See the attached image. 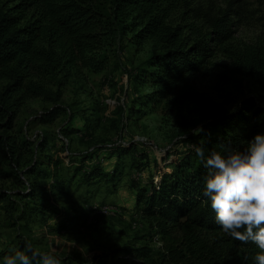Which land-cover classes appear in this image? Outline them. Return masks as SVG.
<instances>
[{"label": "trees", "instance_id": "trees-1", "mask_svg": "<svg viewBox=\"0 0 264 264\" xmlns=\"http://www.w3.org/2000/svg\"><path fill=\"white\" fill-rule=\"evenodd\" d=\"M179 6L194 11L186 0L0 3V81H5L0 88V179L11 185L0 186L1 213L15 221L38 220L47 225L49 217L58 212L49 205V192L63 196L72 186L75 191L83 188L77 198L87 205L102 184L115 192L127 173L126 167L144 170L147 155L133 143L109 148L106 157L114 158L109 170L97 160L86 165L97 150L71 153V167L58 170L61 160L53 153L62 148L56 149L44 138L34 143L10 133L16 108L23 99L44 93L35 78L48 74L54 77L75 66L99 71L107 58L99 52L129 34L134 45L153 40L159 49L128 74L136 85L150 88L134 95L128 112L141 118L159 109L171 125L193 130L183 139L193 149H184L175 159H169L168 154V161L155 157L157 177L151 174L145 181L132 180L137 213L148 221L162 243L156 250L145 244L125 245L120 249L125 257L110 264H256V245L234 240L215 223L210 203L202 194L207 170L195 148L204 147L205 156L222 151L221 145L243 150L255 134H264V49L227 50L237 73L256 85L258 101L249 98L234 111L224 108L199 91L190 76L203 70L215 47L229 38L226 13L210 17V30L191 39L168 21L171 11ZM58 112L56 107L46 114L53 118ZM89 124L62 132L67 136L77 134L84 142L96 127ZM196 129L202 131L196 133ZM37 150L41 151L39 158L33 155L23 160L25 154ZM50 164L54 170L48 169ZM168 165L171 169L167 172ZM81 225L80 217L71 215L62 216L49 227L61 232ZM105 260L104 254L97 256L96 264H106Z\"/></svg>", "mask_w": 264, "mask_h": 264}, {"label": "rangeland", "instance_id": "rangeland-1", "mask_svg": "<svg viewBox=\"0 0 264 264\" xmlns=\"http://www.w3.org/2000/svg\"><path fill=\"white\" fill-rule=\"evenodd\" d=\"M16 1L0 0V3L10 6ZM186 2L194 11L179 6L171 11L168 18L172 25L180 27L182 35L193 39L198 33L209 31V18L222 13H226L231 30L229 38L215 47L203 70L190 76L193 85L231 111L237 110L249 98L258 101L256 85L237 73L227 50L237 51L246 47L264 49V0ZM129 37V34L118 37L114 44L99 52L107 57L104 68L99 71L75 66L54 77L48 74L35 78L36 83L44 87V93L23 99V104L16 108L10 133L17 137L25 136L34 143L44 138L56 149L62 148L57 154L53 153L61 160L58 170L71 167L72 162L68 157L71 153L93 150L98 153L92 160L86 161V165L97 160L104 169L109 170L114 161L113 157H106L109 148L133 143L147 155L144 170L126 167L127 173L120 179L115 192L102 184L89 205L77 198L83 188L75 191L72 186L69 194L63 196L49 192V205L59 213L52 214L47 225L38 220L15 221L0 212V264L5 255L12 254L13 250H23L27 243L40 251H54L61 264H96V257L102 254L105 255L106 264H110L118 257H125L126 254L120 250L125 245L145 244L154 250L160 247V236L150 230L148 221L137 213L136 188L131 183L132 180L145 181L151 174L157 177L153 163L155 157L168 161V158L179 157V153L186 148L193 149L192 144L183 141L193 134V130L171 125L159 109L148 111L141 118L128 112L136 94L150 89L148 85H136L128 74L159 49L153 40L137 46L130 42ZM4 83L0 81V88ZM56 107L59 112L53 118L49 117L46 113ZM87 122L89 125L95 123L96 127L93 128L92 137L84 142L79 140L77 134L67 136L62 132L65 128L82 127ZM61 137L66 140V147ZM40 153L39 150L34 154L29 152L23 160L27 161L33 155L39 158ZM168 154L171 156L165 158ZM47 167L50 171L54 170L52 164ZM170 169L168 165L166 171ZM0 186L11 187L10 182L4 179H0ZM106 205L116 212H93L92 206L103 209ZM71 215L80 217L84 225L61 232L50 229L49 225L62 216Z\"/></svg>", "mask_w": 264, "mask_h": 264}, {"label": "clouds", "instance_id": "clouds-1", "mask_svg": "<svg viewBox=\"0 0 264 264\" xmlns=\"http://www.w3.org/2000/svg\"><path fill=\"white\" fill-rule=\"evenodd\" d=\"M221 149L205 156L204 147L195 148L207 170L202 194L221 230L234 240L253 242L259 249L256 264H264V134H255L243 150L225 145ZM2 264H61V259L54 251L27 243L23 250L5 255Z\"/></svg>", "mask_w": 264, "mask_h": 264}, {"label": "built area", "instance_id": "built-area-1", "mask_svg": "<svg viewBox=\"0 0 264 264\" xmlns=\"http://www.w3.org/2000/svg\"><path fill=\"white\" fill-rule=\"evenodd\" d=\"M62 138V137H61ZM62 139H64V138H62ZM64 141H65V147L67 146V144H66V140L64 139ZM93 207V212H99V211H112V212H116V211H114L113 210V208L112 207H110V206H108V205H106L105 206V208H103V209H95V206H92Z\"/></svg>", "mask_w": 264, "mask_h": 264}]
</instances>
